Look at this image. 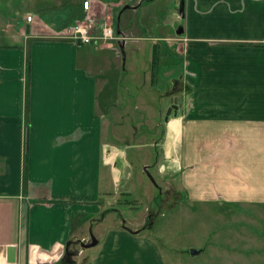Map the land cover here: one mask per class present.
Masks as SVG:
<instances>
[{
    "label": "crops",
    "instance_id": "0c3cea01",
    "mask_svg": "<svg viewBox=\"0 0 264 264\" xmlns=\"http://www.w3.org/2000/svg\"><path fill=\"white\" fill-rule=\"evenodd\" d=\"M172 5L182 32L170 25L176 37L158 38L165 50L157 64L183 58L170 87L181 100L172 98L159 139L145 144L159 148L160 165L189 200L264 208V0ZM198 15L206 24L191 27ZM14 27L0 44V264H58L75 242L73 264H177L136 221L120 222L114 207L111 187L134 164L104 132L132 109L99 108L107 84L97 55L46 29L26 35ZM125 28L122 54L127 45L144 53L143 42L155 41ZM110 45L94 47L116 50ZM92 236L96 246L81 247Z\"/></svg>",
    "mask_w": 264,
    "mask_h": 264
},
{
    "label": "rangeland",
    "instance_id": "374dc122",
    "mask_svg": "<svg viewBox=\"0 0 264 264\" xmlns=\"http://www.w3.org/2000/svg\"><path fill=\"white\" fill-rule=\"evenodd\" d=\"M82 1L0 0V44L8 43L7 37L15 34L17 23L26 35L36 29H42L38 33L50 31L52 37L62 35L63 29L70 25V18L81 20L79 5ZM91 1L96 21L109 17L116 32L119 17V31L126 27L129 35L155 39L143 42L146 45L144 53L134 50L133 45H127L122 54L116 42H111L110 47L116 49L113 51L95 48L93 44L84 46L91 50V54L97 55L98 62L102 64L99 67L104 71L107 85L97 99L102 112L110 109L109 114H113L123 107L132 109L118 112L115 127L108 129V135L104 132L105 139L124 150L127 160L134 164L121 174L120 185L111 187L115 197L113 202L117 201L114 207L122 216L120 222L127 220L130 226V221H136L137 229L147 232L162 253L177 264H264V208L189 200L187 193L178 191L177 177L166 165H160L159 148L155 152L152 150L151 139L157 142L165 128L168 103L176 105L172 98L178 102L181 100V96L171 93L170 87L171 80L183 72V58L159 57L157 69L149 66L152 46L156 45L160 54L165 50L164 43L158 38H175L176 35L168 31L169 26L180 28L182 25L179 20L173 22L178 16L177 11H173L172 0ZM144 2L148 3L135 10H125L119 16L124 4L136 6ZM28 15L32 17L31 23L26 22ZM198 17L193 18L195 21L191 18V27L206 24L200 21L203 20L200 15ZM118 36L122 39V35ZM152 70L155 80L153 77L151 83ZM166 93L171 94L168 96ZM143 108L147 111L144 112ZM172 113L171 110L169 115ZM121 114L126 115L124 120L120 119ZM130 141H135L132 147L129 146ZM150 141L147 146L145 142ZM144 166H147L145 171ZM146 173L153 178L155 185ZM120 222L117 221V225ZM190 249L200 253L192 257ZM70 250L78 252L80 242L73 243Z\"/></svg>",
    "mask_w": 264,
    "mask_h": 264
},
{
    "label": "built area",
    "instance_id": "2783aa9c",
    "mask_svg": "<svg viewBox=\"0 0 264 264\" xmlns=\"http://www.w3.org/2000/svg\"><path fill=\"white\" fill-rule=\"evenodd\" d=\"M81 9L83 18L64 28L63 34L56 38L72 41L80 45L93 44L94 46H106L110 45L111 42L120 44L122 39L117 36L109 17H105L103 21H96L91 0H83ZM26 22H32L30 15L26 17Z\"/></svg>",
    "mask_w": 264,
    "mask_h": 264
},
{
    "label": "water",
    "instance_id": "95a60500",
    "mask_svg": "<svg viewBox=\"0 0 264 264\" xmlns=\"http://www.w3.org/2000/svg\"><path fill=\"white\" fill-rule=\"evenodd\" d=\"M131 8L134 9V8H136V7H131V6H129V5H125V6H123L122 9H121V11L119 12V16L121 15V13H122L123 11L128 10V9H131ZM179 13H180V17H183L182 6H181L180 9H179ZM118 22H119V17H118V19H117V29H116V34H117V35H121V33H120L119 29H118ZM181 32H182V29L179 28L178 31H177V34H180ZM120 51H121V53H123V44H121V43H120ZM124 60H125V59H124V57H123V62H124ZM143 170L145 171L146 168H144ZM146 175H147V177L150 179V181L155 185V182H154L153 178L149 175V173H146ZM96 244H97V241H96V239L92 236V237H91V242L88 243V244H81V247L88 249V248H92V247L96 246ZM189 253H190V255L193 257V256H197V255L200 253V251H199V250H196V249H190Z\"/></svg>",
    "mask_w": 264,
    "mask_h": 264
},
{
    "label": "trees",
    "instance_id": "16d2710c",
    "mask_svg": "<svg viewBox=\"0 0 264 264\" xmlns=\"http://www.w3.org/2000/svg\"><path fill=\"white\" fill-rule=\"evenodd\" d=\"M81 8V7H80ZM81 13V19L83 18V12H82V9L81 11H79ZM79 20V19H78ZM77 21V20H76ZM118 36V35H117ZM119 37V36H118ZM158 56H159V53H158V50H157V47L156 46H153V49H152V60H151V63H152V69L154 70V68L156 67L157 65V62H158ZM74 256V253L70 250V248L66 251V253L64 254L63 258L59 261L58 264H73V260H72V257Z\"/></svg>",
    "mask_w": 264,
    "mask_h": 264
},
{
    "label": "bare ground",
    "instance_id": "6f19581e",
    "mask_svg": "<svg viewBox=\"0 0 264 264\" xmlns=\"http://www.w3.org/2000/svg\"><path fill=\"white\" fill-rule=\"evenodd\" d=\"M172 127H173V125H172Z\"/></svg>",
    "mask_w": 264,
    "mask_h": 264
}]
</instances>
